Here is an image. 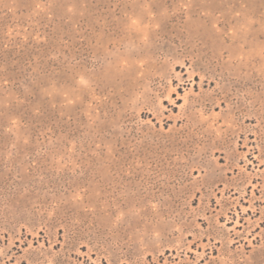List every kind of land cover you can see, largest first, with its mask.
Here are the masks:
<instances>
[{"label": "rangeland", "instance_id": "1", "mask_svg": "<svg viewBox=\"0 0 264 264\" xmlns=\"http://www.w3.org/2000/svg\"><path fill=\"white\" fill-rule=\"evenodd\" d=\"M0 264H264V0H0Z\"/></svg>", "mask_w": 264, "mask_h": 264}]
</instances>
